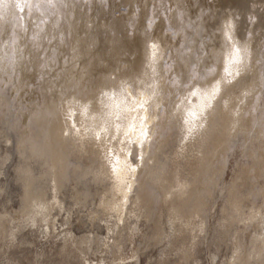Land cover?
I'll return each instance as SVG.
<instances>
[{"label":"bare ground","instance_id":"1","mask_svg":"<svg viewBox=\"0 0 264 264\" xmlns=\"http://www.w3.org/2000/svg\"><path fill=\"white\" fill-rule=\"evenodd\" d=\"M217 80L189 131L176 105ZM6 91L28 106L0 152L18 183L17 206L0 202V248L42 246L33 264H205L203 250L207 264H264V0H0L7 105ZM141 98L147 113L129 112ZM117 113L146 115L147 137L112 141L116 123L125 139ZM235 142L244 160L221 187Z\"/></svg>","mask_w":264,"mask_h":264},{"label":"rangeland","instance_id":"2","mask_svg":"<svg viewBox=\"0 0 264 264\" xmlns=\"http://www.w3.org/2000/svg\"><path fill=\"white\" fill-rule=\"evenodd\" d=\"M6 95L8 97L7 105L5 104V101L3 100V98H0V152H1V154H3L4 150L6 149V146L11 145L10 142L6 143L4 141V136H10L12 139L14 138L16 131H17V128L20 124L21 114L23 113V111H25V109L28 106L27 102H25V101L19 102L16 99L15 95L10 94L8 91H6ZM161 134L163 136L165 135L164 137L167 139L166 149H168L170 144H171V139H172L173 133L167 127H165ZM235 143L233 144L234 148L232 147V149L228 152L227 157H226L227 163H226V167L224 169V173L221 177L222 178L221 181H223L222 182L223 184H220L221 187H222V185L229 183L231 181V179L234 177V174L236 172V168H237L238 164L244 160L243 156L240 154V151H239V142H235ZM2 146H4V147H2ZM2 149H4V150H2ZM12 161H13V156L9 157L2 166V168H3L2 172L3 173L0 174V187L3 186L2 188L5 189V192H4V194L1 193L0 202L5 200L4 198L9 196V199H10L9 205H11L12 207L15 208L17 206V201H16L17 196L15 195L16 194L15 192H16V189L18 188V183L12 180V174H13L12 173L13 172L12 171ZM6 164L7 165L10 164V165L7 166ZM6 173L7 174L9 173L10 175H6ZM2 177H3V179H2ZM3 182H4V185H3ZM219 187L216 188V190H217V191H215V192H217V193H215L216 201H215V204H214V206L210 212V218H209L210 227L213 226L214 222L217 220V211H218L219 206L222 202L221 201L222 200V192H218ZM15 204H16V206H15ZM74 230L76 232L80 231L77 228ZM129 247L130 246H126L127 251L125 250V252H127L128 254L130 253ZM39 248H40V250H39ZM42 249H43L42 246L41 247L33 246L31 244L24 245L22 250H20V249L13 250L12 248L7 250L5 248V246H3L2 248H0V263H5L8 260L7 257H8L9 252H13L12 257L16 258V260H18V264H33V261L36 258L38 259V257H36V254L39 253ZM156 252H157L156 247H151V248L147 247L146 253L149 255L151 254L150 256H155ZM224 253H225V249L222 246V247H220V249L218 251V256L222 257L221 254L223 255ZM200 255H201V258L203 257L202 262L207 264V262H209L210 255L206 252V250H203ZM40 259L42 260V258H40ZM141 260H142L141 264H146L144 262V257H141ZM42 264H46V263H42ZM213 264H215V263H213Z\"/></svg>","mask_w":264,"mask_h":264},{"label":"snow or ice","instance_id":"3","mask_svg":"<svg viewBox=\"0 0 264 264\" xmlns=\"http://www.w3.org/2000/svg\"><path fill=\"white\" fill-rule=\"evenodd\" d=\"M48 3H51V0H48ZM18 8L20 7V3L18 2L16 5ZM225 38L226 40H231L232 37L230 35L231 31V24L225 25ZM155 47V46H153ZM246 51V49H245ZM240 52L241 49L237 48L235 44L232 46V51L229 53L228 58L225 62L224 72L231 75L229 71V65H232L234 63L240 62ZM239 73L237 72V75ZM211 86L209 87L207 84L203 87L196 88L193 87L190 89L187 93V95L181 100L180 104L176 105V108L178 110H182L184 112V122L186 124L191 125L189 128V131L192 130L196 126V121L201 119L204 115L207 109L211 108L213 106V102L217 99V96L221 92V82L219 80L215 81V83H211ZM135 104L134 108H130L129 112H135L136 109H140L144 113H147V108L145 107V104L147 103L146 100L143 98L139 100L133 101ZM183 106V108H182ZM117 120H127L126 124V130L123 132V135L125 139H120V130H121V123H116L115 127L117 130V135L111 136L110 139L112 141H118L122 145H135L137 143V140L134 138L135 133H138L140 137H147V126L144 123L147 119V116H139V115H132L130 118L128 116H122L120 113L116 114ZM137 122L140 124V127L137 128ZM140 143H143V140H140ZM123 151V148L121 149ZM115 154V152H113ZM129 155H132V153H129Z\"/></svg>","mask_w":264,"mask_h":264}]
</instances>
